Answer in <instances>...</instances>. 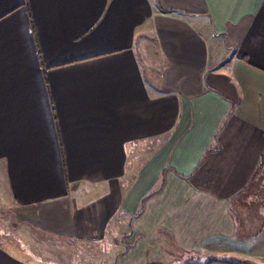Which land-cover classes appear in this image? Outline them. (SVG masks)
<instances>
[{
	"label": "crops",
	"instance_id": "0c3cea01",
	"mask_svg": "<svg viewBox=\"0 0 264 264\" xmlns=\"http://www.w3.org/2000/svg\"><path fill=\"white\" fill-rule=\"evenodd\" d=\"M0 180V264H264V0H0Z\"/></svg>",
	"mask_w": 264,
	"mask_h": 264
},
{
	"label": "rangeland",
	"instance_id": "374dc122",
	"mask_svg": "<svg viewBox=\"0 0 264 264\" xmlns=\"http://www.w3.org/2000/svg\"><path fill=\"white\" fill-rule=\"evenodd\" d=\"M0 182H2L0 180ZM4 199V198H3ZM2 229V227H0ZM15 236L17 234L15 233ZM19 237V236H18ZM114 234L113 239H109L100 246L83 248L70 243L68 241H57L51 240L44 237H40L37 241L31 246H28L23 241L16 238L18 243L24 247L27 252L30 250L37 256L35 259L32 257V261H35L36 264H110L114 262L115 256H108L106 253H114L116 250L121 251L123 247L121 244L126 247L124 243V238H118ZM112 240L117 241L116 244ZM186 260H193V262H198L196 259H191L190 257H185Z\"/></svg>",
	"mask_w": 264,
	"mask_h": 264
},
{
	"label": "trees",
	"instance_id": "16d2710c",
	"mask_svg": "<svg viewBox=\"0 0 264 264\" xmlns=\"http://www.w3.org/2000/svg\"><path fill=\"white\" fill-rule=\"evenodd\" d=\"M212 261V260H211ZM211 261H209V262H211ZM208 264V263H207Z\"/></svg>",
	"mask_w": 264,
	"mask_h": 264
}]
</instances>
